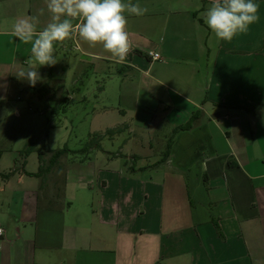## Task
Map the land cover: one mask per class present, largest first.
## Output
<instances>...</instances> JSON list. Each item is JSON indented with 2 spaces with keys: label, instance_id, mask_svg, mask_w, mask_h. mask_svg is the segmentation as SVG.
Here are the masks:
<instances>
[{
  "label": "crops",
  "instance_id": "0c3cea01",
  "mask_svg": "<svg viewBox=\"0 0 264 264\" xmlns=\"http://www.w3.org/2000/svg\"><path fill=\"white\" fill-rule=\"evenodd\" d=\"M131 2L148 12L126 13L124 60L77 34L55 44L106 75L92 97L113 101L90 112L100 150L63 159L61 210L37 208L39 180L26 174L38 159L25 168L33 152L0 154V264H264V0L259 21L231 41L204 23L211 0ZM28 17L42 30L45 0H0V102L28 81L16 73L31 43L14 34ZM56 60L36 65L46 87L64 82Z\"/></svg>",
  "mask_w": 264,
  "mask_h": 264
},
{
  "label": "clouds",
  "instance_id": "9594fccd",
  "mask_svg": "<svg viewBox=\"0 0 264 264\" xmlns=\"http://www.w3.org/2000/svg\"><path fill=\"white\" fill-rule=\"evenodd\" d=\"M51 14L50 22L37 30V17L20 19L14 25V34L25 43H31L32 59L28 68L19 71L35 86L40 79L36 68L57 63L55 44L77 34L90 47L102 46L117 61H122L131 51L128 32L129 15L143 16L147 7L131 0H45ZM259 5L255 0H211L210 7L202 13L204 23L218 41H231L245 33L260 19ZM43 14V9H41ZM39 69V68H38Z\"/></svg>",
  "mask_w": 264,
  "mask_h": 264
},
{
  "label": "rangeland",
  "instance_id": "374dc122",
  "mask_svg": "<svg viewBox=\"0 0 264 264\" xmlns=\"http://www.w3.org/2000/svg\"><path fill=\"white\" fill-rule=\"evenodd\" d=\"M72 47V44L62 50L59 47L54 53L55 58L64 63L61 66L64 82H50L46 87L40 81L35 86L25 81L5 102H0V154L12 151L10 155L3 153L4 157L20 156L27 146L42 150L63 146L80 149L91 135L92 109L111 105V98L92 97L99 92V86L105 85L106 75L96 77L89 69L84 72ZM31 59L32 56L23 59L24 69L28 68L27 62ZM66 92L69 98L65 97ZM101 146L115 152L119 149L117 144L103 142ZM36 161L37 154L33 152L27 158L26 170H35Z\"/></svg>",
  "mask_w": 264,
  "mask_h": 264
},
{
  "label": "trees",
  "instance_id": "16d2710c",
  "mask_svg": "<svg viewBox=\"0 0 264 264\" xmlns=\"http://www.w3.org/2000/svg\"><path fill=\"white\" fill-rule=\"evenodd\" d=\"M195 117L189 120L185 125L174 129L173 134L189 130L194 125ZM102 136L99 134H91L82 148L77 150H70L66 146L55 150H42L36 149L34 146H27L20 152V156H27L31 152L37 154L38 169L36 173L26 174L31 177H35L39 180L38 195H37V208L48 211L61 210L62 206H67L64 203L63 187L65 183L64 179V162L63 159L67 156H85L91 150H100V140ZM168 156V152L165 151V159ZM82 159V158H80ZM160 161L161 163L165 161ZM16 164V162H15ZM14 169L5 175H1L2 178H8L14 173Z\"/></svg>",
  "mask_w": 264,
  "mask_h": 264
},
{
  "label": "built area",
  "instance_id": "2783aa9c",
  "mask_svg": "<svg viewBox=\"0 0 264 264\" xmlns=\"http://www.w3.org/2000/svg\"><path fill=\"white\" fill-rule=\"evenodd\" d=\"M149 58L151 61H160V57L157 53H150ZM2 235V230L0 229V236Z\"/></svg>",
  "mask_w": 264,
  "mask_h": 264
}]
</instances>
